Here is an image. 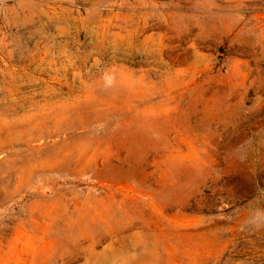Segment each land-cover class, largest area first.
<instances>
[{
  "label": "rangeland",
  "instance_id": "rangeland-1",
  "mask_svg": "<svg viewBox=\"0 0 264 264\" xmlns=\"http://www.w3.org/2000/svg\"><path fill=\"white\" fill-rule=\"evenodd\" d=\"M0 264H264V0H0Z\"/></svg>",
  "mask_w": 264,
  "mask_h": 264
},
{
  "label": "bare ground",
  "instance_id": "bare-ground-1",
  "mask_svg": "<svg viewBox=\"0 0 264 264\" xmlns=\"http://www.w3.org/2000/svg\"><path fill=\"white\" fill-rule=\"evenodd\" d=\"M140 259V258H139Z\"/></svg>",
  "mask_w": 264,
  "mask_h": 264
}]
</instances>
